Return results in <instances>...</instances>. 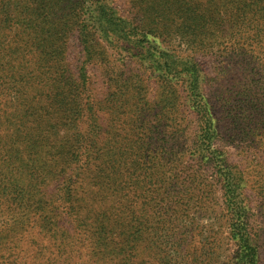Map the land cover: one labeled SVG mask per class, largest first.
Here are the masks:
<instances>
[{"label": "rangeland", "instance_id": "1", "mask_svg": "<svg viewBox=\"0 0 264 264\" xmlns=\"http://www.w3.org/2000/svg\"><path fill=\"white\" fill-rule=\"evenodd\" d=\"M226 1L103 0L117 15L149 31L158 47L193 58L206 72L202 93L212 105L217 128L211 147L225 155L227 169L242 179L240 199L248 208L254 264H264V0L244 9L236 6L239 13H250L240 29L229 27L237 12ZM84 3L92 5L74 19L75 6ZM97 3L0 0V55L17 67L21 86L30 77L17 103L7 104L11 95L0 90V140L8 146L13 141L15 156H24L25 174L39 171L43 167L32 161L33 139L45 136L35 134L43 120L32 121V114H54L53 123L77 115L82 127L90 104L98 108L94 152L100 162L109 153L115 167L126 169L128 202L137 216L129 222L140 234L125 261V253L93 254L86 242L71 255L72 264H236L240 248L230 232L234 220L228 187L211 161L199 159L198 116L184 85L162 77L122 45L100 38L87 21L82 38L89 39L93 53L86 57L78 23ZM181 8L189 12L181 14ZM224 26L229 29L222 31ZM81 68L84 87L78 79ZM56 106L66 107L65 115L43 112ZM34 236V229L27 228L15 250L17 264L43 263L44 258H34ZM69 256L64 251L65 262Z\"/></svg>", "mask_w": 264, "mask_h": 264}, {"label": "trees", "instance_id": "2", "mask_svg": "<svg viewBox=\"0 0 264 264\" xmlns=\"http://www.w3.org/2000/svg\"><path fill=\"white\" fill-rule=\"evenodd\" d=\"M96 1L98 3L91 8L87 17H83L78 23L85 56L93 53L89 39L82 38L87 21L100 32V38L114 46L122 45V50L129 55L138 56L140 61H147L148 67L158 71L162 77L174 79L184 85L191 108L198 116L199 128L195 147L201 152L199 159L204 163L211 161L219 169L224 186L228 187L225 194L232 205L234 220L230 232L240 248L235 263L254 264V246L246 230L245 210L248 208L240 199L242 179L227 169L225 155L211 147L217 128L212 105L202 93L206 72H203L193 58L178 56L158 47L154 36L150 38L152 35L149 31L138 29L130 20L117 15L103 0ZM226 2L231 11L237 12L229 19V27L231 25L240 29V24L246 23L243 18L250 13H239L236 6L248 8L258 4L259 0ZM91 5L84 3L79 9L76 5L74 19L79 10L86 11ZM184 11L189 12L186 8L179 9L181 14ZM252 16L255 19L253 22L258 23L254 12ZM260 18H264V11ZM249 26L250 23H247V27ZM229 27L224 26L222 31ZM5 57L8 56L0 55V90L11 95L6 103L13 104L17 103L19 91L28 88L30 77L21 86L22 79L15 71L17 67L3 61ZM78 79L84 87L86 75L83 68ZM93 106L91 103L88 108V117L85 125L82 124L83 128L79 124L81 118L77 115L69 121H60L64 128L60 122L49 121L54 115L50 113L59 112L65 115L66 107L44 109L45 115L50 114L45 118L42 110H36L32 114V121L43 120L36 125L35 134L45 136H36L33 139L32 161L37 167H43L39 171L32 169L29 174H25L27 169H22L25 165L21 157L23 155L15 156L13 141L8 146L0 140V264H17L14 259L15 250L27 228L35 231L31 241L34 245V258H44L42 264H72L71 255L79 252L86 242L91 253L100 255L107 252L116 256L125 253L124 261L134 247L133 240L140 234V228L130 224L137 216L133 215L132 201L128 202L130 188H126V169L115 167L109 153L101 162L102 157L95 154L94 137L99 125L95 121L98 108ZM16 166L21 169H16ZM27 178L30 179L29 182H26ZM37 237L45 238L48 244L41 243ZM64 251L70 254L66 262L63 258ZM51 252L54 262L49 260ZM57 258H61L59 263L55 261Z\"/></svg>", "mask_w": 264, "mask_h": 264}]
</instances>
